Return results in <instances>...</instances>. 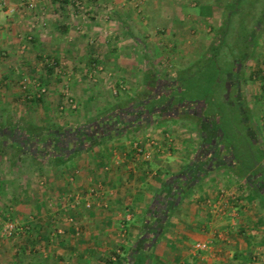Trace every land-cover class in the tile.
I'll return each instance as SVG.
<instances>
[{"label":"rangeland","instance_id":"1","mask_svg":"<svg viewBox=\"0 0 264 264\" xmlns=\"http://www.w3.org/2000/svg\"><path fill=\"white\" fill-rule=\"evenodd\" d=\"M0 1L5 4L0 11V146L3 144L6 147L3 151L0 147V182L5 184L0 192L3 191L5 198L14 193L21 194L24 187H27L34 195L46 192L50 196V208L61 206V211H64L65 196L74 193L85 195L92 187L97 189L99 195L98 189H104L103 184L101 187L88 184L90 179L96 180L100 175H97L100 169L97 161L107 155L106 152L114 142L124 143L127 149L135 150L137 157L142 156V148L154 145V131L151 130L153 124L147 125L143 121L137 131L124 135L126 138L123 140L115 141L118 138L115 137L101 146H95L91 151L81 150L72 159L73 165L69 164L63 171L65 173L49 168L46 159L44 164H37L27 152L18 155L12 148L17 139L14 136L32 127L42 131L49 127L70 129L83 126L100 111L125 97H149L152 85L162 87L164 82L172 81L178 74L183 77L177 93L183 102L182 106L197 108L203 103L206 115L215 116L223 144L230 146L234 160L239 164L243 161L250 165L255 159L254 166L259 161L260 166L254 168V172L259 174L258 180L264 181V157L251 142L252 133L247 128L250 122L243 123L240 120V112L245 111L247 105L239 102L241 95L250 98L252 90L256 91L261 98H257V108L264 111V36L257 39L253 37V31L260 26L255 21L264 19L261 16L264 0H237L238 14L227 25L226 33L223 32L222 36L219 34L217 20L192 23L189 8L179 9L180 14L175 22H169V19L158 21V17L152 14L159 9L153 4L154 0H148L145 8L143 0ZM76 1L81 2L83 8L76 7ZM179 1L183 7L190 5V0ZM46 2H50L52 8L44 6ZM60 4L64 5L63 9ZM193 4L191 2L190 6L195 8ZM125 8L133 11L135 23L129 21L127 24L139 41L127 37L124 24L126 19L123 20L122 14ZM141 29L144 30V36ZM6 34L14 36L16 40L1 38ZM246 34H251L250 37L255 40L244 45L245 50L243 39ZM221 39L223 43L215 50L217 55H213L214 50L210 51L209 46L219 45ZM75 40H79V46L74 45ZM123 45L130 49L131 55L120 57L119 50L120 47L123 49ZM69 47L74 50L78 47V53L63 56V59L57 56ZM116 51L117 56L114 54ZM242 51L247 52L243 60L240 59ZM130 57L131 64L152 72V85H144L145 82L138 74L133 77L134 80L131 78L119 83L122 70L113 69L115 60L121 59L126 61L124 65H128L125 59ZM252 63L263 67L256 73L255 83L248 77L249 69L242 71L244 67L252 66ZM236 67L239 71H236ZM244 73L248 77L246 83ZM239 78L244 83L241 87H235L240 82ZM89 95H92L91 99L87 98ZM180 116L176 121H163L166 122L164 126L178 133L171 135L178 140L173 139V142L180 144L187 135L197 137L196 140L191 138V142H198L200 133L205 130L201 131L195 126L190 117L180 119ZM207 126L205 122L203 127ZM185 139L183 145H188V137ZM64 174L72 177L70 184H67ZM248 176L250 180L253 177ZM72 182L78 183L76 189L73 185L71 188ZM27 194L22 197H27ZM56 198L62 200L58 206L55 204ZM0 208L3 209L2 204ZM252 216L259 218L255 225L258 230H255L257 232L254 235L257 241H261L264 239V209L255 210L253 215H245V218L250 220ZM4 220H17L19 226H24L16 215L1 214L0 226ZM15 234L10 237L0 235V242L4 239L11 243L10 246H16Z\"/></svg>","mask_w":264,"mask_h":264},{"label":"crops","instance_id":"2","mask_svg":"<svg viewBox=\"0 0 264 264\" xmlns=\"http://www.w3.org/2000/svg\"><path fill=\"white\" fill-rule=\"evenodd\" d=\"M151 1L153 0L149 2ZM236 1L190 0V5L191 2L196 5L193 8L189 3V6L183 7V3L179 0H154L153 4L159 9L152 14L158 17V21L169 19V22H175L180 14L178 10L189 8L192 23H205V21L210 23L217 20L219 34L222 36L226 31L224 26L232 23L238 14ZM147 3L148 0H143L144 8L147 7ZM51 5L50 2H46L44 6L50 9ZM59 6L64 7L61 4ZM124 10L122 14L124 15L123 20L126 19L124 24H126L127 37L129 40L139 41L131 33L130 26L127 24L129 21L135 23L133 11L126 8ZM263 15L264 9L261 14L264 18ZM255 23L260 24L253 31L255 35L253 37L257 39L261 35L264 36V19L256 20ZM141 34L145 35L144 30ZM1 38L16 40L9 34ZM76 44L79 46V40L74 41L75 46ZM215 46L210 45L209 50H214ZM63 50L64 53L57 55L61 59L64 58L63 56L78 53V47L76 50L70 47ZM129 50L125 46L123 49L120 47V57L125 54L131 55ZM114 54L117 56L118 51ZM125 60H128V65H124L126 61L117 59L115 60L117 67L115 64L113 67L115 70H122L119 83L131 80L137 74L145 82L144 85L148 83L150 86V82L153 83L150 77L152 72L139 69L135 64H131V57ZM251 65L241 70L246 72L249 69L248 77L255 83L256 73L263 67L257 63ZM236 68V71H239V68ZM146 77H150L149 80ZM248 77L244 73L245 83ZM240 78V82L236 83L235 87H241L244 83ZM262 87L264 88V85ZM256 95V91L252 90L250 98L241 95L239 102L247 105L243 116L247 118L246 121L250 122L248 126L249 132L252 133L250 139L256 146V151L264 157V111H259L260 109L257 108L259 97ZM91 97L92 95H89L87 98L91 99ZM152 124L150 127L152 132L154 131L153 138L156 141L152 140L154 145L151 147L142 148L144 152L142 156L137 157L135 150L127 149L124 143L114 142L106 152L107 155L97 161V167H100L97 175H100L96 180L90 179L88 184L99 187L103 184L104 189H98L99 195L93 198L97 203H101V206L94 204L86 208L82 200L79 207L61 211V206L57 204H61L62 200L56 198L57 203L55 204L58 207L50 208L51 204L48 200L50 196L46 192L34 195L24 186L21 194L14 193L7 195V198L3 195V191L0 192V204L3 207V209L0 208V215H16L19 222L24 225L14 236L16 246H10L11 243L4 239L1 240L0 264H56L57 262L62 264H130L134 260L130 257L133 249L144 250L147 247V243L143 244L144 240L140 238V235L143 217L148 206L154 202L163 184L173 174L183 170L191 161L201 140L198 138V142H191V138L196 140L197 137L187 135L188 145H183V139L187 140L185 139L187 137H184L178 144L173 142V139H177L174 136L171 137L178 133H173L170 127L164 126L166 122L160 121ZM125 138L126 136L123 135L121 138H115V141ZM257 163L260 164L259 161ZM69 164H72V160ZM258 164H255L254 168L257 169L260 166ZM49 168L52 167L49 166ZM66 168L62 166L58 170L63 172ZM68 176L65 175V180L67 184H70L72 177ZM258 178L259 174L256 173L247 183L244 177L236 176L228 168L219 167L209 173L192 187L177 207L173 208L162 236L152 247L150 256L145 258L141 264H264L263 239L257 241L254 235L257 232L255 230H258L255 225L259 218L254 216L250 217V220L245 218V215H253L255 210L264 209L261 205L260 193L255 194L252 190L255 186L259 188L258 185L264 183ZM4 185L0 182L1 190ZM72 185L76 189L78 183L72 182L71 188H73ZM221 190L227 191L229 195L212 211L211 204L219 201ZM27 192V197H22ZM67 216L69 219L66 218ZM15 221L18 223L17 220ZM195 243H206L207 248L194 249ZM118 249H120L119 254L116 253Z\"/></svg>","mask_w":264,"mask_h":264},{"label":"trees","instance_id":"3","mask_svg":"<svg viewBox=\"0 0 264 264\" xmlns=\"http://www.w3.org/2000/svg\"><path fill=\"white\" fill-rule=\"evenodd\" d=\"M224 29H227V25L224 26ZM246 35L243 39V46L253 41L250 37L251 34ZM218 42L219 45L215 46L213 55H217L215 50L220 48L223 40L221 39ZM246 56L247 52L242 51L240 59L243 60ZM146 78L149 80L150 77ZM182 78L178 74L172 81L164 82L162 87L152 85V82H150L153 89L149 97L143 95L125 97V99L118 101L111 107L100 111L83 126L70 129L49 127L42 131L32 127L23 129V132L14 136V139H17L12 144V148L18 152V155L27 152L37 164H44V159H46L49 166L59 169L62 166L68 167L69 162L78 156L81 150L91 151L95 146H101L112 138L137 131L143 121L150 125L153 122L173 118L176 121L178 116L182 115L180 119L188 116L185 118L190 117L194 120L195 126L201 131L202 129L205 130V132L200 131L202 133H200V144L191 161L187 163L183 170L173 174L163 184V187L155 196L154 202L148 206L143 217L140 235V238L144 240L143 244L147 243V247L144 250L141 248L139 250L133 249L130 257H133L134 260L130 264H141L145 258L150 256L152 247L162 236L167 226L173 208L177 207L192 187L209 173L218 167L228 168L236 176L245 177L247 183L250 180L248 174L250 176L256 175V172H254L255 161L249 165L243 161L239 164L238 161L234 160L235 156L233 157L230 146L223 144V137L220 134L219 126L215 122V116L206 115V108L203 103L199 104L197 108L190 105L182 106L183 102L177 95ZM35 100L40 101L39 98ZM194 101L188 100V102ZM243 115L245 114L242 112L240 120L246 123L247 118ZM205 122L208 123V126L204 128ZM0 147L2 151L6 148L3 144ZM258 186H261V188L255 186L252 190L255 194L260 193L261 205L264 208V194L261 193V191H264V183ZM262 243H264V239Z\"/></svg>","mask_w":264,"mask_h":264},{"label":"built area","instance_id":"4","mask_svg":"<svg viewBox=\"0 0 264 264\" xmlns=\"http://www.w3.org/2000/svg\"><path fill=\"white\" fill-rule=\"evenodd\" d=\"M4 6H5V4L0 1V11H2ZM75 6L79 7V8H83V4L79 1L75 2ZM12 10H13V8L10 9V12ZM138 150L141 151L140 148ZM227 195H229V193L227 191H225V190L220 191L219 201H216L214 204H211L212 205L211 208L213 209L212 211H214L216 209L217 204H220L221 202H223V200L227 197ZM96 196H97V189L95 187L89 188L85 195L84 194L82 195L79 193L70 194L68 196L63 197V199H64L63 207H65L66 209L75 208L76 205L80 204V202L82 200H83L86 208H90L94 204H99V206H100L101 203H96V201L93 200V198H95ZM232 212H234V210ZM66 218L69 219L68 216ZM20 227L21 226H19L16 221L4 220V221H2L1 226H0V235H1V237H10L11 235L15 234L19 230ZM59 233H62V231H59ZM193 248L199 249V250H204L207 248V244L206 243H195ZM119 252H120V249H118L116 251L117 254H119ZM58 264H62V263H58Z\"/></svg>","mask_w":264,"mask_h":264},{"label":"flooded vegetation","instance_id":"5","mask_svg":"<svg viewBox=\"0 0 264 264\" xmlns=\"http://www.w3.org/2000/svg\"><path fill=\"white\" fill-rule=\"evenodd\" d=\"M259 188H261V186ZM263 194H264V191H263Z\"/></svg>","mask_w":264,"mask_h":264}]
</instances>
